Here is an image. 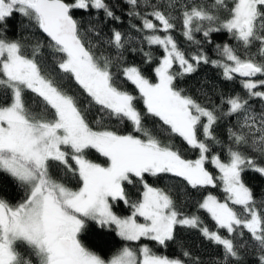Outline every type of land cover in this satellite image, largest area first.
I'll list each match as a JSON object with an SVG mask.
<instances>
[{
  "label": "snow or ice",
  "instance_id": "obj_1",
  "mask_svg": "<svg viewBox=\"0 0 264 264\" xmlns=\"http://www.w3.org/2000/svg\"><path fill=\"white\" fill-rule=\"evenodd\" d=\"M125 3L140 21L133 28L144 33L142 43L162 50L154 58L139 49L146 63L155 59L152 78L124 62L131 42L124 33L113 29L102 39L99 29H82L76 13L102 11L119 19L107 0H0V174L23 190L17 202L0 198V264H186L141 243L167 247L177 227L198 229L221 246L224 264H243L240 249L250 240L253 264H264V200L258 203L243 179L248 171L264 176V108L253 107L264 104V0ZM16 17L35 30L33 37L38 32L46 39L9 36ZM177 27L198 48L216 33L235 43L216 44L219 59L202 50L188 55L173 35ZM112 49L115 57L105 54ZM201 63L220 69L226 81L240 78L242 93L221 96L226 110L206 106L178 86ZM121 77L135 93L121 86ZM66 81L77 91L70 93ZM223 117L236 121L226 140L216 132ZM177 137L197 152L195 159L183 155ZM60 172L76 186L63 182ZM164 176L191 189L222 188L223 200L207 194L198 203L217 231L149 182ZM129 186L137 189L136 199ZM119 202L130 215L116 213ZM93 223L114 227L128 243L103 258L82 240Z\"/></svg>",
  "mask_w": 264,
  "mask_h": 264
},
{
  "label": "trees",
  "instance_id": "obj_2",
  "mask_svg": "<svg viewBox=\"0 0 264 264\" xmlns=\"http://www.w3.org/2000/svg\"><path fill=\"white\" fill-rule=\"evenodd\" d=\"M107 3L110 5L115 15L119 17L118 20H110L103 12H98L94 14H85V13H76L78 18H82V29L96 28L101 31V38L107 39L111 34L112 30H119L126 35L129 41H131L126 46L124 51V62L126 64H134L140 67L144 73L153 77V64H148L145 62V57L143 52L139 49L143 47L144 51H152L153 57L158 58L162 54V50L157 46H152L149 49V46L146 42L142 43V37L144 33L136 32L133 28V25H140V21L129 15V6L125 3V0H107ZM10 30L9 36L11 37H20L25 36L29 39L43 38L41 33H36L35 37L31 35V32L35 31L34 29H29L27 27V22L22 20L20 17H16L9 21ZM178 45L188 54L191 55L198 50H202L205 55L209 57L210 60L219 59L216 52L215 45L223 43H235L230 40V37L226 33H216L212 36V43L203 42L199 48L196 45L190 44L182 36L181 30L179 27L173 33ZM197 39L201 41L204 40L202 33L196 34ZM135 47L137 50L132 51V48ZM105 54H111L115 57L116 52L114 49L110 52H105ZM176 70V68H174ZM117 71V69H113ZM122 81V87L135 93L134 86L130 83L123 81V77L120 78ZM178 86L184 89L185 93L191 95L198 102L212 107H224L226 110V105H221L220 100L221 96L225 99L233 94L242 93L240 87V78H237L234 81H226L220 69L214 67L212 64H203L201 63L197 70L189 75H185L183 78L178 79ZM67 89L71 92L77 91L78 86L74 85L71 82H65ZM138 107L143 110L142 103L138 104ZM255 109L264 108V104L260 102H255L253 104ZM96 112L93 109L89 114V120L93 121L95 119ZM235 119L229 117H223L216 128L217 135L226 140L227 139V129L232 127L235 124ZM147 124L149 127L152 126V118H147ZM122 131L129 130L124 125L119 126ZM175 143L180 145L183 148V155L188 159H195L197 152L188 148L186 145H183L180 139L177 137ZM217 153L220 152L219 147H217ZM91 158L97 159L95 153H92ZM57 173L54 170V177ZM59 177L63 178V182L68 183L69 186L75 187L76 181L72 177H64L63 173H58ZM243 179L247 186H249L254 196L259 203V201L264 200V176H261L253 171H248L243 174ZM149 182L153 183L154 186L164 188L166 191L171 192L174 198L177 199L178 207L187 215L195 214L201 217L204 221V225L209 227L212 231H217L215 222L211 220L210 216L198 208V203L202 201V198L207 194H212L217 196L218 199L223 200L224 193L221 187L217 188H204V189H191L186 185V182L180 180V178H175L171 176H164L163 178H149ZM129 191L132 194L131 198L136 199L139 195L136 188L129 186ZM23 190L19 185L14 181L13 178L6 174H0V198L6 199L9 202H17L22 196ZM116 213L121 216L130 215V209L119 202L115 209ZM221 234H224V230H219ZM247 240V235L245 236ZM82 240L86 247L90 250L101 255L105 259L111 258L119 252V250L125 246L128 242H125L120 239L114 228H103L101 229L98 225L94 223L90 225L89 230L82 234ZM237 240L239 238L237 237ZM141 243H146L153 248L155 252L162 255H167L169 258H179L186 262V264H224L223 261V249L221 246L214 244L213 242L206 239L198 229H189L177 227L175 232V239L168 242L167 247H161L156 245L155 242L150 241H141ZM254 242L248 241V244L245 247L240 249V254L243 260V264H253L257 259V256L254 255L255 249L252 247ZM136 247V245H131ZM184 252H188L189 256L185 257Z\"/></svg>",
  "mask_w": 264,
  "mask_h": 264
},
{
  "label": "rangeland",
  "instance_id": "obj_3",
  "mask_svg": "<svg viewBox=\"0 0 264 264\" xmlns=\"http://www.w3.org/2000/svg\"><path fill=\"white\" fill-rule=\"evenodd\" d=\"M114 228V227H113Z\"/></svg>",
  "mask_w": 264,
  "mask_h": 264
}]
</instances>
